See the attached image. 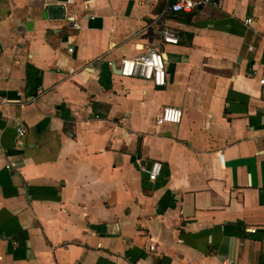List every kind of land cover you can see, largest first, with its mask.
<instances>
[{"label": "crops", "instance_id": "crops-1", "mask_svg": "<svg viewBox=\"0 0 264 264\" xmlns=\"http://www.w3.org/2000/svg\"><path fill=\"white\" fill-rule=\"evenodd\" d=\"M170 1L0 0V264H264V0Z\"/></svg>", "mask_w": 264, "mask_h": 264}, {"label": "built area", "instance_id": "built-area-1", "mask_svg": "<svg viewBox=\"0 0 264 264\" xmlns=\"http://www.w3.org/2000/svg\"><path fill=\"white\" fill-rule=\"evenodd\" d=\"M197 6H217L216 0H172L167 3L163 12L180 13L189 12ZM244 22L248 23L246 18ZM73 25L76 26L74 23ZM161 44H176L178 41L177 31L170 27L164 26L159 29ZM68 51L71 49L68 48ZM117 70L122 76L137 77L152 84L153 87L160 88L165 84L164 62L162 52L157 47H148L137 55L120 60ZM261 94L264 97V76H260L257 80ZM0 104H6V100L0 98ZM181 119V110L170 105H163L159 108L155 115L154 123L159 126L164 123L177 124ZM25 133V128L18 125L15 128V141ZM5 166H13L12 162H7ZM162 168L161 162L153 160L146 173L147 179L153 182L159 175ZM149 249H153V245H149ZM224 264H229L225 262Z\"/></svg>", "mask_w": 264, "mask_h": 264}, {"label": "water", "instance_id": "water-1", "mask_svg": "<svg viewBox=\"0 0 264 264\" xmlns=\"http://www.w3.org/2000/svg\"><path fill=\"white\" fill-rule=\"evenodd\" d=\"M118 71V70H117ZM119 72V71H118Z\"/></svg>", "mask_w": 264, "mask_h": 264}]
</instances>
